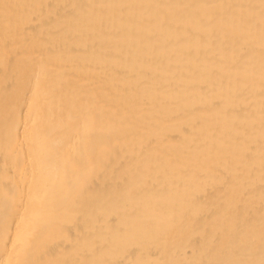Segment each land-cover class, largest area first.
Here are the masks:
<instances>
[{"label":"bare ground","instance_id":"bare-ground-1","mask_svg":"<svg viewBox=\"0 0 264 264\" xmlns=\"http://www.w3.org/2000/svg\"><path fill=\"white\" fill-rule=\"evenodd\" d=\"M0 264H264V0H0Z\"/></svg>","mask_w":264,"mask_h":264}]
</instances>
